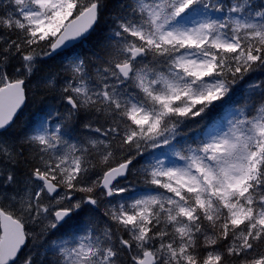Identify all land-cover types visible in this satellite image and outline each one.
I'll return each instance as SVG.
<instances>
[{
	"label": "snow or ice",
	"instance_id": "1",
	"mask_svg": "<svg viewBox=\"0 0 264 264\" xmlns=\"http://www.w3.org/2000/svg\"><path fill=\"white\" fill-rule=\"evenodd\" d=\"M110 5L0 0V264H264V0Z\"/></svg>",
	"mask_w": 264,
	"mask_h": 264
},
{
	"label": "trees",
	"instance_id": "2",
	"mask_svg": "<svg viewBox=\"0 0 264 264\" xmlns=\"http://www.w3.org/2000/svg\"><path fill=\"white\" fill-rule=\"evenodd\" d=\"M116 0H112V5H110L109 7V12L112 11V7L115 5ZM105 19H108V15L106 14ZM103 26V23H102ZM101 33L98 32L96 34L93 35L92 39L95 40L97 38L98 35H100ZM88 44H85L84 48L85 50H87ZM59 63L58 58L57 59H53L49 61V65L52 67H56ZM256 78L259 79L261 78V74L257 73L255 74ZM47 101H43L40 96L37 95H33L31 92L29 93V99L28 102L26 104V106L22 109V111L19 113V115L16 118V122L13 125L12 128V132L13 133H18L21 132L23 129H25V127L27 126L28 122L30 121V119L32 118L33 113H35L40 107H42L43 103H46ZM24 168V165L21 164L20 165V170L22 171Z\"/></svg>",
	"mask_w": 264,
	"mask_h": 264
}]
</instances>
